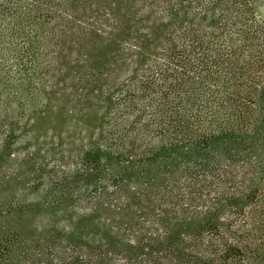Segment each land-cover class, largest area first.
<instances>
[{
	"label": "trees",
	"instance_id": "obj_1",
	"mask_svg": "<svg viewBox=\"0 0 264 264\" xmlns=\"http://www.w3.org/2000/svg\"><path fill=\"white\" fill-rule=\"evenodd\" d=\"M264 0H0V264H264Z\"/></svg>",
	"mask_w": 264,
	"mask_h": 264
},
{
	"label": "rangeland",
	"instance_id": "obj_2",
	"mask_svg": "<svg viewBox=\"0 0 264 264\" xmlns=\"http://www.w3.org/2000/svg\"><path fill=\"white\" fill-rule=\"evenodd\" d=\"M260 12H261L262 16L264 17V4H263L262 7L260 8Z\"/></svg>",
	"mask_w": 264,
	"mask_h": 264
}]
</instances>
